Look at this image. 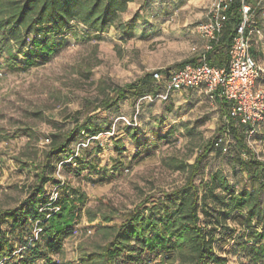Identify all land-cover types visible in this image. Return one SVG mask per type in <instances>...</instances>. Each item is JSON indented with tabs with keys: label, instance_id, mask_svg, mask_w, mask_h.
I'll use <instances>...</instances> for the list:
<instances>
[{
	"label": "rangeland",
	"instance_id": "rangeland-1",
	"mask_svg": "<svg viewBox=\"0 0 264 264\" xmlns=\"http://www.w3.org/2000/svg\"><path fill=\"white\" fill-rule=\"evenodd\" d=\"M210 2L135 0L123 15L126 19L140 13L132 35L117 27L96 33L75 21L59 36L60 46L49 59L39 57L36 64H29L23 54L16 63L6 54L0 56V207H33L30 199L37 184V165L48 148L47 137L57 131L75 129L77 136L71 149L58 156L54 178L36 196L37 204L46 209L57 197L78 190L87 193L63 249L35 258L34 264H83L82 247L91 249L104 241L99 232L102 225L120 223L147 197L148 203L169 201L165 192L181 186L188 175L175 167L174 160L193 162L207 140L219 133L220 103L200 87L173 91L170 99L130 93L108 109L103 101L115 85L196 57L193 47L202 45L196 27L206 17ZM256 18L261 32L252 35V47L264 64V19L260 14ZM148 79L146 94L157 89L154 80ZM87 115L104 129L98 135L90 133ZM250 143L264 158V122ZM228 158L210 153L196 181L209 179L212 171L224 167L232 181L244 186L248 174L233 171L234 163ZM86 207L98 217L90 220ZM104 212L113 213L114 220H103ZM38 221L30 219L11 232L20 259L39 235ZM228 223L233 231L218 229L216 251L230 264H260L251 249L257 240L247 234L244 220L229 219ZM4 227L11 231L10 223ZM144 255L148 264H166L161 255Z\"/></svg>",
	"mask_w": 264,
	"mask_h": 264
},
{
	"label": "trees",
	"instance_id": "trees-1",
	"mask_svg": "<svg viewBox=\"0 0 264 264\" xmlns=\"http://www.w3.org/2000/svg\"><path fill=\"white\" fill-rule=\"evenodd\" d=\"M133 1L0 0V56L6 54L16 63L18 56L23 54L29 64H36L39 57L49 59L60 46L59 36L66 34L75 21L96 33L117 27L132 35L140 13L136 12L126 19L123 15L129 13ZM240 5V0L233 3L223 41L216 51L209 53L211 62L221 64V59L224 63L228 62V49L235 26L241 19ZM223 46L226 49L222 51ZM251 52L259 60L260 53L253 47ZM191 61H196V58H186L176 66ZM149 76L154 80L151 72L135 81L115 85L111 95L107 94L103 99L104 108L118 104L130 93L145 96ZM141 84L144 86L139 88ZM216 100L220 103L223 121L219 133L228 132L231 138L228 151H224L223 145L216 146L218 133L207 140L193 162L175 159V167L185 170L188 175L181 186L165 192L169 201L148 203L150 197H147L130 209L120 223L102 225L99 232L103 233L104 241L97 242L91 249L82 247L80 260L83 264H148L144 252L161 255L166 264H230L227 257L216 251L215 241L218 229L233 231L228 220L237 218L246 223L247 234L256 238L257 243L251 246L254 259L264 264V158L250 143L259 134L261 125L249 138L245 125L236 119L225 121L229 111L227 100L220 96ZM86 117L92 135L104 130L90 121V115ZM129 128L136 131V127L130 125ZM76 136L75 129L52 133L43 159L37 165L39 170L34 196L30 199L31 209L28 206L24 209L0 207V264H34L35 258L43 255L50 257L52 252L63 249L64 239L70 233L87 193L78 190L63 198L57 197L49 202L46 209L40 208L36 196L42 194L46 183L54 178L58 156L71 149ZM120 144L122 142L118 139V148ZM213 151L229 157L234 163L233 171L246 172L249 181L239 187L224 167H218L211 172L209 179L197 182L204 160ZM175 198L179 200L174 201ZM85 210L90 220L98 217L91 207ZM100 215L107 222L115 218L113 213ZM30 219L39 220L37 225L41 230L28 245V254L20 259L19 247L11 232ZM6 222L11 224V231L4 227Z\"/></svg>",
	"mask_w": 264,
	"mask_h": 264
},
{
	"label": "built area",
	"instance_id": "built-area-1",
	"mask_svg": "<svg viewBox=\"0 0 264 264\" xmlns=\"http://www.w3.org/2000/svg\"><path fill=\"white\" fill-rule=\"evenodd\" d=\"M240 1L241 19L235 26L227 63L211 62L209 53L216 51L223 41L235 0H211L206 17L196 27L205 41L201 50L197 45L193 47L199 52L196 61L155 69L153 78L158 90L143 97L168 99L175 90L200 87L211 97H224L229 104L225 121L236 119L245 125V131L251 138L264 121V64L251 52L252 35L261 32L256 16L260 14L264 19V7L257 13V7L250 1ZM47 140L50 141V137ZM230 141L229 133L222 132L215 144L223 145L224 151H228Z\"/></svg>",
	"mask_w": 264,
	"mask_h": 264
},
{
	"label": "crops",
	"instance_id": "crops-1",
	"mask_svg": "<svg viewBox=\"0 0 264 264\" xmlns=\"http://www.w3.org/2000/svg\"><path fill=\"white\" fill-rule=\"evenodd\" d=\"M249 1L257 7V11L258 10H260V11L262 10V7H261L262 5L261 4H262V2H264L263 0H249ZM204 44H205V41L202 39V45L200 47L197 45L198 49L201 50L203 48ZM225 49H226V47L223 46L222 47V51L225 50ZM196 52H197V56H198L199 52L198 51H196ZM197 56L195 57L196 59H197ZM223 63H224V60L221 59V64H223ZM175 91H181V90H175ZM177 94H180V92H177Z\"/></svg>",
	"mask_w": 264,
	"mask_h": 264
}]
</instances>
